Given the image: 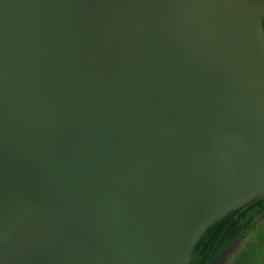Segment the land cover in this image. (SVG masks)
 <instances>
[{
  "label": "water",
  "instance_id": "obj_1",
  "mask_svg": "<svg viewBox=\"0 0 264 264\" xmlns=\"http://www.w3.org/2000/svg\"><path fill=\"white\" fill-rule=\"evenodd\" d=\"M263 199L264 0H0V264H190Z\"/></svg>",
  "mask_w": 264,
  "mask_h": 264
},
{
  "label": "trees",
  "instance_id": "obj_2",
  "mask_svg": "<svg viewBox=\"0 0 264 264\" xmlns=\"http://www.w3.org/2000/svg\"><path fill=\"white\" fill-rule=\"evenodd\" d=\"M239 214L233 212L212 225L196 244L190 264H209L239 242L229 264H260L264 258V199Z\"/></svg>",
  "mask_w": 264,
  "mask_h": 264
},
{
  "label": "rangeland",
  "instance_id": "obj_3",
  "mask_svg": "<svg viewBox=\"0 0 264 264\" xmlns=\"http://www.w3.org/2000/svg\"><path fill=\"white\" fill-rule=\"evenodd\" d=\"M238 246H239V242L231 246L230 248L226 249L225 251L222 252L220 256L216 257L211 264H229L230 257L237 250ZM260 264H264V258Z\"/></svg>",
  "mask_w": 264,
  "mask_h": 264
}]
</instances>
